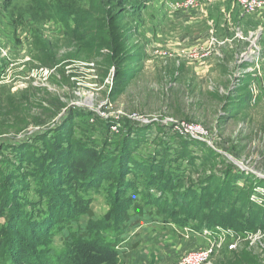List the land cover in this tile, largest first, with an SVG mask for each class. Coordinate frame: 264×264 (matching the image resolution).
<instances>
[{"label":"rangeland","instance_id":"1","mask_svg":"<svg viewBox=\"0 0 264 264\" xmlns=\"http://www.w3.org/2000/svg\"><path fill=\"white\" fill-rule=\"evenodd\" d=\"M128 1L53 0L60 9L51 13L41 8L49 0L7 4L0 0L4 15H12L15 21L16 39L22 45L18 49L7 41L0 49V226L7 225L10 215L19 227L44 215L53 217L60 213L57 203L64 211L66 207L70 211L81 206L91 209L96 219L106 213L118 214L114 205L118 197L112 189L116 177L86 188L84 206L73 194L77 176L69 172L63 178L62 170L56 169L66 164L68 171L80 175L88 163L102 162L105 150L121 146L120 151L127 153L128 145V153L136 151L139 161L160 167L158 184L165 179L171 189H177L176 196L193 203L199 213L198 221L183 227L168 222L132 229L121 222L109 231L110 235L127 232L123 242L129 247L132 264H182L186 255L207 245L214 248L212 264H264V224L259 220L264 218L263 101L260 96L237 93L234 107L223 108L225 104L216 95L224 99L226 94L205 89L204 79H195L194 88L188 86L185 62L178 65L172 55L155 53L151 43L156 36L147 35L143 27L161 18L159 0H130L133 7ZM123 6L126 11L121 10ZM117 12L112 27L117 26V36L130 38L132 55L144 56L141 63L130 65L123 57L113 64L107 58L109 30L103 15ZM78 13L93 26L92 35L78 26ZM24 14L33 19H23ZM129 25L136 27L134 31L128 32ZM78 29L83 40H72ZM96 39L99 43H94ZM174 65L178 73L167 74ZM127 68L134 69L132 76L119 78L118 70ZM115 88L120 90L114 93ZM236 106L243 111L234 115ZM139 119L150 121L134 122ZM171 119L203 125L216 143L215 152L206 149L205 140L180 131ZM126 177L131 187L125 195L134 201L154 209L157 198L163 201V189L144 187L142 177L146 176L131 173ZM63 180L69 187L53 186L55 198L48 199V184L60 186ZM124 190L119 193L123 195ZM147 193L154 202L146 203ZM130 211L121 209L120 214L127 217ZM209 219L220 222L202 226ZM204 228L208 232L203 233ZM11 235L16 237L14 231ZM53 235L52 246L61 252L60 236ZM43 243L42 249L48 247V240Z\"/></svg>","mask_w":264,"mask_h":264},{"label":"trees","instance_id":"2","mask_svg":"<svg viewBox=\"0 0 264 264\" xmlns=\"http://www.w3.org/2000/svg\"><path fill=\"white\" fill-rule=\"evenodd\" d=\"M11 1L12 0H6V4ZM129 1L127 3H130L131 7H133L134 5L132 6V4L134 3ZM58 4L59 3L53 2V0H49V3H47V5H41V8L42 10H49L52 13L60 9V6H57ZM121 10L126 11L124 6L121 7ZM4 14V11L0 9V30L3 34V40L4 42L8 41L9 45L17 47L19 49L22 47V45H20V43H18L16 39L18 28L14 27L15 21L13 20L12 15ZM118 16V12L117 14L110 15L109 13H106L105 15H103V18L106 20L105 22L107 24L106 28L107 30H109L107 32V46L110 49V55L107 56V58L113 64H115L118 58H122L123 60V57H125L124 60L130 65L134 64L135 62L141 63L144 56L140 54H137L136 56L132 55L131 49L133 45L128 43V40L130 38L127 37V35V38L124 39H122L120 36H117V26L112 27V25L115 24L114 22L116 21V18L118 19ZM50 17L53 18L52 15H50ZM31 18V14L23 15V19L27 21H30ZM75 19L79 22L80 25L78 26H80L82 30L86 29L88 35L93 34V26L87 24L88 22L85 21L81 13L76 14ZM111 27L113 28L112 30ZM128 28V32H131L134 31V28L136 27H134L133 25H129ZM100 30L101 29L98 28L97 31L99 32ZM77 32L78 33H74L75 35L72 36V40H83V38H79V29L77 30ZM81 32L83 34H86L84 33V31ZM94 43H99V40L96 39ZM81 45V47H83V44ZM40 50V52L43 53L44 47L42 46ZM42 59L44 60V58ZM45 60L43 62H45ZM175 67L176 66L174 65L173 68L166 73L169 75H176L178 69ZM126 70H118L119 78L132 76V72L134 71V69L127 68ZM247 88H249L248 82L247 80H244L243 82L241 81L240 85L234 92L230 94V96L226 95L223 99L221 96L216 95V98L219 99V101L225 102V106H223V108H225L227 105V107L229 106L232 109L234 107L233 105L236 103V101H238L236 99L238 97L237 93L240 96L245 97L253 96L252 91L245 93V90H247ZM117 90L119 91L120 89L115 88L114 93L117 92ZM233 102L234 104L232 105ZM239 107L240 106H236L237 110L235 111L234 115H237L239 113ZM231 109L228 108V112H230ZM230 114L231 113H229L228 115ZM123 135L122 140L123 142H126L128 139L125 138L124 140ZM107 146L108 144L105 147ZM205 147L210 152H215L212 147L208 145H205ZM120 150L121 146H119L118 148L115 146L113 147V149L105 150V152L103 154L101 153L100 156V160L102 159V162L99 163L97 161H94L93 163H88L86 165V168L84 169V172L80 175L76 174L74 170L68 171V167L66 168V164L63 165L65 166L63 169H56V171L62 170L61 174L63 178L69 172L77 176L75 179V187L73 185V194L74 198H76V200L79 199L81 201V205L84 204V206H86V201L84 200L85 197L83 193L85 192L86 188L99 186L104 179L111 176H113V178L116 177V184H113L112 189L115 188V192L113 193V195H116L118 197V203L115 202L114 204L118 209V214L106 213L104 217L96 219L92 216L93 211L91 209H87L86 207L81 206L78 208V210L74 209L73 211H70L71 209H68L66 207V210L64 211L63 209H65V207H62L61 204L57 203L56 208H60V213L54 214L53 217L44 215L43 217L38 219V221L35 220L34 223H30V225H28L27 227H19L18 223H16L17 225L13 224L15 220L14 218L13 220H11L12 216L10 215L9 219L7 218V225L0 226V264H17V261L22 262L23 264H132L128 258L130 252L129 247L127 244H125L126 242H123V240L127 236V232L118 231L113 235L109 234V231L115 230L121 222H125L126 227L132 226V229H134V227L138 225H151L156 223L167 224L168 222H175L178 223L180 227H183L184 225L190 223V221L192 220L198 221L197 218L199 213L197 214V212H195L196 207H194L193 203L187 201V199H185V201H182L181 198L177 197V189H171L165 179L162 181V184L157 183V178H159L158 175L161 173V169L157 164L152 165L151 163L139 161L134 156L136 151L132 152L133 154L128 153V151H131L128 145L127 153ZM132 155L134 157H132ZM91 159L97 160L94 156ZM160 160H163V157H160ZM66 161L67 158H65L64 162ZM87 161L88 160L83 162ZM232 170L234 171V167L232 168ZM63 172H65L64 175ZM131 173H141L143 176H146L142 177L145 178L143 184L145 188L156 186L164 190L162 196V198L164 199L163 201H159L160 198L156 199L157 202H155V204H157L158 206H156L155 209L152 206H143L138 201H134V199L129 197V195H125L128 191V188L130 189L131 187V185H129L131 181H128V178L126 176ZM124 180L126 181V183L122 184ZM121 185H125V187H122ZM53 186H62L63 188H66L69 187V184L65 183L64 180L63 185L60 186L53 185V183L50 182L48 184V187L50 189H46L49 191V193H47V196L50 200H53L55 198ZM123 190L125 193L122 195L119 192H122ZM59 194L65 193H61L59 191ZM144 197L147 199V204L150 202H154V199H150V195L148 193L147 196L145 195ZM246 204L247 203H244V206H246ZM203 206L204 205L201 204L200 208H203ZM121 209L131 210L132 215L124 217V214V216H122V213L120 214ZM53 210L55 209L53 208ZM9 212L10 214L12 213L11 210ZM181 212H183V215H180ZM67 213H69V215ZM167 214L168 216H170V218L167 217ZM66 215H68V217H66ZM61 220L65 224H60L59 222ZM259 220L260 222H263L262 224H264V218H259ZM205 221H202V226L207 225L213 227L220 222L211 219ZM12 231L16 233V237L11 235ZM148 231L150 233L152 232L151 229H148ZM55 232L59 234L60 240L63 243V249L61 252H58L52 246V243L54 241L53 234ZM46 240L49 241V245L48 247L42 249L41 244L42 242H44L43 244L45 245ZM136 246L137 245H133V247ZM11 255L14 256L17 261H15V259L12 258Z\"/></svg>","mask_w":264,"mask_h":264},{"label":"crops","instance_id":"3","mask_svg":"<svg viewBox=\"0 0 264 264\" xmlns=\"http://www.w3.org/2000/svg\"><path fill=\"white\" fill-rule=\"evenodd\" d=\"M175 1L159 0L163 16L143 26L156 36L154 52L185 62L188 86L201 78L205 89L230 96L247 80L245 93L252 91L264 103V14H245L231 2L208 4L202 14L173 12Z\"/></svg>","mask_w":264,"mask_h":264},{"label":"built area","instance_id":"4","mask_svg":"<svg viewBox=\"0 0 264 264\" xmlns=\"http://www.w3.org/2000/svg\"><path fill=\"white\" fill-rule=\"evenodd\" d=\"M225 2H231L235 5H238L242 12L248 15L264 14V0H177L172 3V10L173 12L180 13L202 14L206 12V5ZM4 44L5 42L3 40V34L0 30V49H3ZM43 70L44 69H42V71ZM128 117L134 119L136 116L128 115ZM135 121L139 123H147L150 121V119H139L134 120V122ZM171 121L175 123V127L180 131L193 137L203 139L212 148L217 149L216 143H214L209 131L203 125L178 119H171ZM202 230L203 233L208 232L207 228ZM213 251L214 248L211 245H207L203 250L194 251L186 255L185 259L182 261V264H212Z\"/></svg>","mask_w":264,"mask_h":264}]
</instances>
